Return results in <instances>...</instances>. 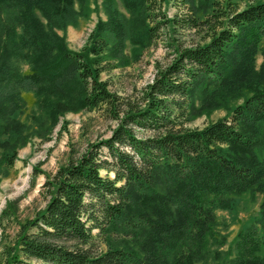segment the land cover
Listing matches in <instances>:
<instances>
[{
    "label": "trees",
    "instance_id": "trees-1",
    "mask_svg": "<svg viewBox=\"0 0 264 264\" xmlns=\"http://www.w3.org/2000/svg\"><path fill=\"white\" fill-rule=\"evenodd\" d=\"M88 1L0 0V176L28 138L14 116L21 89L36 97L41 136L70 109L116 122L47 180L49 199L22 223L4 264H264V50L255 67L264 0H209L203 18H169L204 28L206 40L176 47L139 98L111 91L101 73L128 61V42L132 54L149 44L157 0H122L129 16L103 0L106 19L73 50L56 28L75 24ZM186 1L195 10L198 0ZM218 107L228 113L187 124ZM257 193V217L224 247L211 201Z\"/></svg>",
    "mask_w": 264,
    "mask_h": 264
},
{
    "label": "rangeland",
    "instance_id": "rangeland-1",
    "mask_svg": "<svg viewBox=\"0 0 264 264\" xmlns=\"http://www.w3.org/2000/svg\"><path fill=\"white\" fill-rule=\"evenodd\" d=\"M235 1L242 8L256 0ZM152 5L150 24L155 27L149 44L143 46L137 54H132V43L128 42L124 49L128 61L118 63L117 59H112L117 66L101 73V77L108 80L111 91L139 98L142 87L153 78L156 67L168 63L175 56L176 47L190 46L206 40L204 28L172 24L169 18L176 14L182 18L191 14L203 18L210 10L209 0H198L197 7L192 9L195 13L188 7L186 0H157ZM114 6L120 13L130 15L122 0H115ZM98 19H106L103 0H89L86 13L79 15L75 24L56 28V31L64 36L68 47L79 50L86 43L89 32ZM263 48L264 38L255 55L256 68L263 61ZM21 68L28 71L25 63H22ZM246 94L247 92L242 94L237 101H242ZM20 95L24 104L14 112V116L28 124V138L23 145L17 147L14 164L7 168L6 174L0 176V264H4L7 251L15 247L22 223L32 218L49 199L47 180H51L58 167L83 150L89 142L106 138L116 123L105 118L96 109H70L60 116L59 121L45 136H41L36 129L37 122L32 118V113L37 110L34 93L21 89ZM227 113L226 107L213 108L196 115L187 124L201 127ZM137 133L142 134L140 130ZM101 173L106 174V171L101 169ZM108 174L113 176L112 172ZM260 199L261 195L257 193L255 200L248 196L228 195L211 201L218 220L217 232L227 237L224 247L232 241L238 229L247 227L254 221L258 215ZM32 261L37 262L35 259Z\"/></svg>",
    "mask_w": 264,
    "mask_h": 264
}]
</instances>
